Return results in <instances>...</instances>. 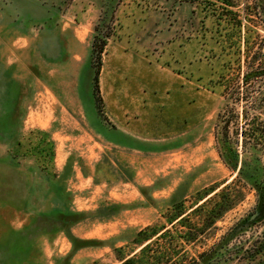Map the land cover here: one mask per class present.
<instances>
[{
  "label": "rangeland",
  "instance_id": "374dc122",
  "mask_svg": "<svg viewBox=\"0 0 264 264\" xmlns=\"http://www.w3.org/2000/svg\"><path fill=\"white\" fill-rule=\"evenodd\" d=\"M113 1L94 86L104 0H0V264H120L152 241L157 264L216 244V264H264L253 190L211 227L172 220L239 188L215 124L222 77L264 54V0Z\"/></svg>",
  "mask_w": 264,
  "mask_h": 264
},
{
  "label": "trees",
  "instance_id": "16d2710c",
  "mask_svg": "<svg viewBox=\"0 0 264 264\" xmlns=\"http://www.w3.org/2000/svg\"><path fill=\"white\" fill-rule=\"evenodd\" d=\"M116 6L117 1L104 0L99 19L93 27L91 54L96 62L95 69L92 68L94 86H96L99 72L100 55L113 32L112 20ZM237 72L236 74L229 72L222 77L224 100L217 113L214 136L218 145V155L229 171L236 172L234 180L238 182L236 186L239 188L235 194L230 193L234 184L231 182L207 198L205 196L210 192L198 197L195 206L189 212L183 215L185 212L178 210L174 215L172 220L180 217L177 220L178 224L191 221V216L195 215V219L202 222V228L213 226L227 210L235 205L246 188L255 192L258 199V211L263 212L259 217L264 218V54L257 52L248 71L242 75V79ZM11 102L16 101L11 99ZM181 206L182 203L179 204L180 208ZM189 225L193 229L197 227L190 223ZM155 234L156 232H152L145 236L144 240ZM155 242L144 245L128 258L118 256L120 264H152L154 262L157 264V250L152 248ZM217 246L218 244L213 245L199 254L205 259L204 264L208 262L216 264L219 261ZM175 247L176 245L172 244L167 247V250L175 251ZM250 248L255 250L253 247ZM236 249L239 250L241 247ZM150 251L152 255H149ZM163 257L167 260L166 255ZM175 264L184 263L180 260Z\"/></svg>",
  "mask_w": 264,
  "mask_h": 264
},
{
  "label": "water",
  "instance_id": "95a60500",
  "mask_svg": "<svg viewBox=\"0 0 264 264\" xmlns=\"http://www.w3.org/2000/svg\"><path fill=\"white\" fill-rule=\"evenodd\" d=\"M256 214H257V213L252 214L251 218L255 217Z\"/></svg>",
  "mask_w": 264,
  "mask_h": 264
}]
</instances>
